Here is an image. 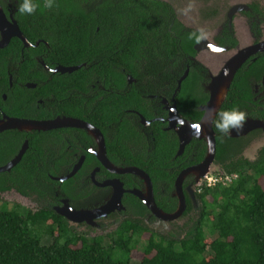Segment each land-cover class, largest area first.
<instances>
[{"label": "trees", "instance_id": "obj_1", "mask_svg": "<svg viewBox=\"0 0 264 264\" xmlns=\"http://www.w3.org/2000/svg\"><path fill=\"white\" fill-rule=\"evenodd\" d=\"M36 3L40 6L34 14L19 16L22 29L32 41H49L67 66L81 65L68 76L100 77L107 82L114 77V114L110 115L111 105L105 104L102 110L109 114L100 119H115L121 131L118 151L125 157L123 166L146 171L154 185L157 205L174 212L179 202L173 195L176 179L182 170L204 160L206 141L194 139L177 155L179 138L175 130L165 129L167 124L157 120L142 131V123L130 122L120 112L132 105L145 118L156 116L145 108L148 89L161 79L171 99L188 68L174 102L182 117L191 122L201 119L200 107L209 99V72L191 59L196 55L198 33L184 29L170 4L161 0H55L51 9L43 7V0ZM252 65L247 71L243 66L237 72L218 113L238 109L257 118L259 113L250 106L252 90L247 79ZM128 74L141 85L124 92ZM2 85L0 79V90L8 91L13 99L18 95L30 98L36 91L18 86L9 90L8 83L6 90ZM13 107H6L7 113L12 109L14 114L30 116L22 103ZM163 115L168 117L167 112ZM259 116L264 119V113ZM215 119H219L218 114ZM213 128L216 162L222 173L238 174V178L228 186H201V191L195 184L197 204L201 206L198 217V205L185 191L183 216L197 218L182 238L158 235L135 218L123 222L110 237L112 245L105 246L102 237L87 238L72 232L64 216L50 206L22 214L17 203L14 207L4 204L0 207V264H131L134 255L139 264H264V146L257 159L250 161L242 155L250 143L248 136L232 138L219 132L214 123ZM53 134L57 138H51ZM122 136L130 138L126 141L132 143L131 147ZM26 139L28 147L21 160L11 170L0 172V192L14 187L32 199L45 201L57 188L58 182L51 177L65 174L72 166L49 161L54 157V145L62 140L57 132L17 129L0 133V166L18 154ZM70 183L64 184L69 195ZM129 197L144 209L137 196ZM44 234L53 235L54 242L42 244ZM140 239H145L142 250L136 247Z\"/></svg>", "mask_w": 264, "mask_h": 264}, {"label": "flooded vegetation", "instance_id": "obj_2", "mask_svg": "<svg viewBox=\"0 0 264 264\" xmlns=\"http://www.w3.org/2000/svg\"><path fill=\"white\" fill-rule=\"evenodd\" d=\"M161 1L170 4L174 11V17L184 29L190 32L195 31L198 34L200 31H206L204 33L207 34V39L195 41L196 55L191 59L193 63H198L199 66L202 65L208 69L209 73L206 78L208 83L211 81L210 72H214L206 62H211L210 65L218 71V68L221 70L225 65L230 67L240 52L246 54L251 52L237 69L235 75L243 66L247 67V71L253 64L247 74L252 90L250 106L262 115L264 113V0H197L200 5L196 10L198 18L196 25L186 24L179 18L172 3L168 0ZM17 7L18 0H0V79L3 82L1 89L7 90L6 84L8 83L9 90H14L18 86L36 91L30 98L18 95L13 99L9 96L8 91L0 90V123L9 117L52 121L67 117L82 120L101 131L108 159L114 165L126 167L123 166L125 157L118 151L120 126L115 123V119L111 121L100 119L103 117L102 115L109 114L102 110L105 104L111 105L110 115L114 114V94L117 92L114 89V77H111L107 82L100 77L75 78L67 75L72 72H62L59 68L67 65L60 60V56L54 52L55 48L49 41L43 38H36L32 41L22 29L19 18L21 15L17 12ZM17 29L23 33L26 41L30 43L29 46L25 45L22 37L16 34ZM202 52L216 54L217 58L211 61H209L210 56L201 59ZM187 70L189 73L188 68ZM126 80L124 92L133 86L141 85L136 78L129 74ZM155 82L159 85H156ZM155 82L153 88L148 89L149 92L145 96L148 101L145 102V108L149 112L157 114L156 116L145 118L138 108L132 107V105H128L120 112V114H126L130 122L142 123V131H146L157 120L167 124L164 128L168 129V117H164L163 114L167 112L168 116V105L174 102L179 81L171 99L166 96L165 81L159 79ZM20 103L25 105V114H30V116L14 114L15 111L12 109H9L10 111L7 113L6 107H13ZM116 112L119 115L118 109ZM259 114L256 117L264 121ZM143 117L146 119L145 121ZM247 118L254 117L247 112ZM40 131L57 132L58 138L62 139L60 143L54 145V157L49 161L72 166L65 174H68L78 164L80 167L74 175L63 181L52 176L51 178L58 182L57 188L55 192H52L54 196L48 195L45 201L32 199L14 187L0 192V194H14L16 197L33 201V210L43 206H50L55 211L62 210L68 215V218L64 217L65 219H69L77 225L87 226L92 230L91 234H82L71 230L87 238L110 239L113 232H116L123 222L132 220L129 218H142L143 222L149 225H152L153 221L155 224L165 222L143 202L144 209L139 207L132 197H129V195L137 196L131 190L142 189V180L132 173L118 174L106 169L97 155L100 141L97 137L89 134L84 127L59 126ZM51 138H57V136L53 134ZM121 139L128 146H132L131 142L126 141L130 139L129 137L122 136ZM194 139L198 138L192 140ZM183 152L184 150L181 154ZM177 155L180 154L177 152ZM194 180V175L189 174L183 180L182 186L197 206ZM66 181H71L68 184V190H72L73 197L64 190ZM188 186H192L194 189L192 195L187 190ZM120 190H122L121 194ZM161 209L165 211L163 208Z\"/></svg>", "mask_w": 264, "mask_h": 264}, {"label": "water", "instance_id": "obj_3", "mask_svg": "<svg viewBox=\"0 0 264 264\" xmlns=\"http://www.w3.org/2000/svg\"><path fill=\"white\" fill-rule=\"evenodd\" d=\"M17 35L21 36L25 42V45L29 46L30 43L26 41L23 36V33L17 29ZM263 49V48H262ZM251 54L240 52L235 60L232 62L231 66L228 67L225 65L221 70L218 68L216 73L210 72L211 81L206 85V90L209 92V99L208 101L200 107L203 111V115L201 119L197 122H191L190 120L182 117L179 114L177 105L175 102L168 105V129H174L179 138V150L178 154L184 150L186 144H188L193 138L204 139L207 145L206 156L204 160L200 163L185 168L180 172L178 175L176 182H175V190L173 195L178 197V207L177 209L172 212L163 211L156 203L155 196H154V188L153 182L149 174L144 171L143 169L137 166H117L114 165L106 155V148L104 145V138L101 131L92 125L74 118H58L57 121L52 120H36V119H27V118H15L9 117L7 120L0 123V133L6 129H17L20 131H40V130H49L54 127L59 126H79L84 127L89 134L97 137L100 141L99 143V152H97L98 157L102 160L103 166L108 169L110 172H115L118 174L123 173H132L138 176L142 182L143 187L142 189L131 190V192L137 195L140 200L151 209L152 212L156 214L161 220L167 221L172 219H177L183 215L184 211L186 210V189L183 188L182 182L185 177L189 174L194 175V183L196 185H201V183L206 179L208 175H212V164H218L216 162V133L213 128L214 119L216 118L219 109L221 108L223 102L226 99L228 94L231 82L233 77L240 67V65L245 61V59ZM197 59V57H195ZM81 65H73V66H64L60 67L59 69L62 72H73L80 68ZM220 70V71H219ZM188 70L179 80V86L176 91L180 89L181 83L183 79L187 76ZM144 121L146 120L143 117ZM259 130H262L259 132ZM261 133H264V121L257 118H247L243 127L238 131H230L227 133L228 136L232 138H241V137H249L250 135L259 136ZM251 139H249L250 141ZM250 144V143H249ZM248 144V145H249ZM247 145V146H248ZM246 146V147H247ZM28 147V141L25 140L24 144L22 145L20 151L14 158H12L8 163L3 166H0V172L9 171L11 170L22 158L23 154L25 153ZM245 147V148H246ZM243 152V151H242ZM80 164L76 165L68 174H63L62 176H57L55 179L63 181L70 176L74 175V173L78 170ZM119 183L121 181L118 179ZM114 182V181H113ZM188 192L192 195L194 193V189L192 186L187 187ZM122 190H120V194ZM56 212L66 218L68 215L63 212L62 210L57 209Z\"/></svg>", "mask_w": 264, "mask_h": 264}, {"label": "rangeland", "instance_id": "obj_4", "mask_svg": "<svg viewBox=\"0 0 264 264\" xmlns=\"http://www.w3.org/2000/svg\"><path fill=\"white\" fill-rule=\"evenodd\" d=\"M170 3H172L176 11L178 12L179 18L184 21L186 24H191V25H196L198 24V18L196 16V10L198 6L200 5V2L197 0H168ZM189 5H191V8L189 9ZM186 9H189L185 11ZM197 18V20H196ZM206 29V28H205ZM204 32H206L204 30ZM208 56H210L209 61L211 60H216L217 56L216 54L213 53H206L202 52L200 54L201 59H206ZM213 70L214 73H216V69L210 65L211 62H206ZM214 63V62H212ZM250 144L243 150L242 155L249 159L250 161H254L258 157L259 150L264 146V133H261L258 137L254 136L253 134L249 136ZM212 171L219 173L221 172V167L218 164H212L211 166ZM18 204L21 209L22 214H27L28 210L34 209L33 207V201H29L27 199H23L21 197H16L14 194H8V195H3L0 194V207L4 206V204H7V206L14 207L15 204ZM198 212L196 213V216H199V212L201 210L200 204H197ZM196 217V218H197ZM138 218V217H136ZM193 216L188 217V216H180L177 219H172V220H167L164 223L160 222V224H155L153 222L152 225L146 224L150 230L155 231L158 235H162L166 238L169 237H176V238H182L187 230L194 224L195 219ZM129 219H135V218H129ZM140 220H143L140 218ZM67 226L73 230L76 231L77 233H82V234H91L92 230H90L87 226H82V225H77L73 223L71 220H67ZM70 221V222H69ZM207 234H210L212 237L215 235H212L210 232L206 231ZM104 234V232H101V234ZM54 242V236L52 235H47L44 234L41 236V243L42 244H51ZM145 243V239H140L137 242V249L142 250L143 245ZM105 246H111L112 242L110 239H106L104 241ZM115 249V248H114ZM138 250V251H139ZM116 251V250H115ZM117 256L123 255L120 252H116ZM131 264H139V258L136 257L135 255L131 257L130 260Z\"/></svg>", "mask_w": 264, "mask_h": 264}, {"label": "clouds", "instance_id": "obj_5", "mask_svg": "<svg viewBox=\"0 0 264 264\" xmlns=\"http://www.w3.org/2000/svg\"><path fill=\"white\" fill-rule=\"evenodd\" d=\"M55 5V0H43V7L46 9H51ZM40 5L36 3V0H18L17 12L21 15H32L36 12ZM191 5H189V9ZM186 9L185 11L189 10ZM197 42L207 39V34L200 31L199 34L195 36ZM219 119H214L215 128L221 133H230V131L240 130L245 121L246 114L244 111L238 109L226 110L218 113Z\"/></svg>", "mask_w": 264, "mask_h": 264}, {"label": "built area", "instance_id": "obj_6", "mask_svg": "<svg viewBox=\"0 0 264 264\" xmlns=\"http://www.w3.org/2000/svg\"><path fill=\"white\" fill-rule=\"evenodd\" d=\"M238 174H228V173H213L212 175H208L206 179L199 185L198 191H201V186H214L217 184H221L223 186H228L237 180Z\"/></svg>", "mask_w": 264, "mask_h": 264}, {"label": "snow or ice", "instance_id": "obj_7", "mask_svg": "<svg viewBox=\"0 0 264 264\" xmlns=\"http://www.w3.org/2000/svg\"><path fill=\"white\" fill-rule=\"evenodd\" d=\"M217 51H218V49H217Z\"/></svg>", "mask_w": 264, "mask_h": 264}]
</instances>
